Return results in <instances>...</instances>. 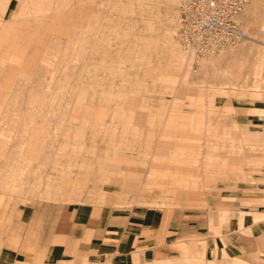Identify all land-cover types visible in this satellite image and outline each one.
<instances>
[{"label":"rangeland","instance_id":"374dc122","mask_svg":"<svg viewBox=\"0 0 264 264\" xmlns=\"http://www.w3.org/2000/svg\"><path fill=\"white\" fill-rule=\"evenodd\" d=\"M181 1L23 0L31 24L0 77L17 123L0 125V225L16 202L155 206L198 231L176 262L130 264H201L228 207L264 208V0L241 12L244 37L204 54L175 34Z\"/></svg>","mask_w":264,"mask_h":264},{"label":"crops","instance_id":"0c3cea01","mask_svg":"<svg viewBox=\"0 0 264 264\" xmlns=\"http://www.w3.org/2000/svg\"><path fill=\"white\" fill-rule=\"evenodd\" d=\"M23 5V0H0V77L7 67L14 70L13 76L16 71L6 65L11 54L16 55L18 38L31 24L32 18L18 17ZM241 49L226 48L220 56ZM251 107L264 109V105ZM3 112L0 106V125L17 124ZM261 116L254 117V123H263ZM228 209L234 214L215 237L207 238L201 264H264V216L254 215L264 213V208L248 203ZM239 212H243L241 219ZM182 214L146 206L117 216L58 200L16 202L2 216L0 264H130L153 258L159 261L166 251L174 258L169 260L176 262L175 242L198 231ZM134 252L137 254L132 256Z\"/></svg>","mask_w":264,"mask_h":264},{"label":"built area","instance_id":"2783aa9c","mask_svg":"<svg viewBox=\"0 0 264 264\" xmlns=\"http://www.w3.org/2000/svg\"><path fill=\"white\" fill-rule=\"evenodd\" d=\"M248 0H182L176 7L175 34L197 54L220 49L245 36L239 16Z\"/></svg>","mask_w":264,"mask_h":264},{"label":"bare ground","instance_id":"6f19581e","mask_svg":"<svg viewBox=\"0 0 264 264\" xmlns=\"http://www.w3.org/2000/svg\"><path fill=\"white\" fill-rule=\"evenodd\" d=\"M222 47H223V46H222ZM222 47H221V48H222ZM186 48H187V47H186ZM189 49H190V51H193L191 48H189Z\"/></svg>","mask_w":264,"mask_h":264}]
</instances>
